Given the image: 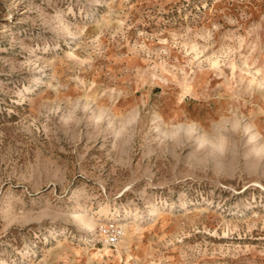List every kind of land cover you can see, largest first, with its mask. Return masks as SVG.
Segmentation results:
<instances>
[{
  "label": "rangeland",
  "instance_id": "1",
  "mask_svg": "<svg viewBox=\"0 0 264 264\" xmlns=\"http://www.w3.org/2000/svg\"><path fill=\"white\" fill-rule=\"evenodd\" d=\"M261 185L264 0H0V264H264Z\"/></svg>",
  "mask_w": 264,
  "mask_h": 264
},
{
  "label": "bare ground",
  "instance_id": "2",
  "mask_svg": "<svg viewBox=\"0 0 264 264\" xmlns=\"http://www.w3.org/2000/svg\"><path fill=\"white\" fill-rule=\"evenodd\" d=\"M261 187L264 189V186L261 185ZM151 214L152 216L158 215L156 211H151ZM77 218L84 226H86L89 229H92L93 231L95 224L92 221H90L85 215L79 213L77 215Z\"/></svg>",
  "mask_w": 264,
  "mask_h": 264
}]
</instances>
